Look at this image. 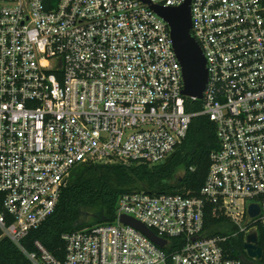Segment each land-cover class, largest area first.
I'll return each mask as SVG.
<instances>
[{"label": "built area", "instance_id": "built-area-1", "mask_svg": "<svg viewBox=\"0 0 264 264\" xmlns=\"http://www.w3.org/2000/svg\"><path fill=\"white\" fill-rule=\"evenodd\" d=\"M149 4L0 0V231L31 264H244L221 246L226 236L203 235L205 206L244 238L264 226V0H190L207 72L200 100L182 95L169 27ZM187 99L202 110L187 113ZM197 115L218 145L197 196L122 194L111 222L62 237L63 261L38 241L23 246L75 167L159 164Z\"/></svg>", "mask_w": 264, "mask_h": 264}, {"label": "trees", "instance_id": "trees-1", "mask_svg": "<svg viewBox=\"0 0 264 264\" xmlns=\"http://www.w3.org/2000/svg\"><path fill=\"white\" fill-rule=\"evenodd\" d=\"M202 101H185V111L197 114ZM215 125L207 116L192 117L183 141L171 155L156 165L108 164L75 167L62 190L54 212L23 240V246L33 250L38 241L59 261L65 257L62 237L88 227L109 223L115 216L117 199L122 194L145 192L150 195L197 196L210 166V155L218 145ZM237 233V234H236ZM257 244L262 250L260 261L248 259L243 250L245 238L227 218L217 215L206 205L203 215V235L207 238L226 236L221 244L231 258H242L244 264H264V226L256 229ZM236 234V235H235ZM0 264H31L7 238L1 237Z\"/></svg>", "mask_w": 264, "mask_h": 264}, {"label": "water", "instance_id": "water-1", "mask_svg": "<svg viewBox=\"0 0 264 264\" xmlns=\"http://www.w3.org/2000/svg\"><path fill=\"white\" fill-rule=\"evenodd\" d=\"M141 1L145 4H149L147 0ZM189 5L190 0H186L184 4L176 8H164L151 4H149V7L162 18L169 27L173 49L182 68V95L200 100L202 99V94L205 89L207 72L201 49L190 35L191 16ZM258 212L259 209L256 205H251L248 209V213L252 217L257 215ZM121 221L142 232L159 247L164 246V241L156 238L150 230L141 223L127 217H122ZM243 250L248 259L254 261L261 260L262 250L258 247L257 234L255 232L246 236Z\"/></svg>", "mask_w": 264, "mask_h": 264}]
</instances>
